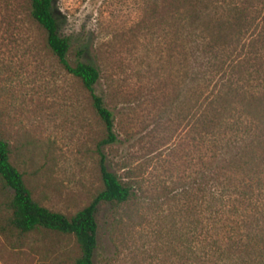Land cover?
<instances>
[{"label":"rangeland","instance_id":"1","mask_svg":"<svg viewBox=\"0 0 264 264\" xmlns=\"http://www.w3.org/2000/svg\"><path fill=\"white\" fill-rule=\"evenodd\" d=\"M226 2L264 10V0ZM208 5L214 18L225 15L221 0ZM52 7L58 33L69 41L67 59L99 70L94 91L112 112L117 138L101 150L108 170L130 187L125 202L97 207L93 264L221 263L208 254L209 237L222 244L225 232L208 227L207 189L222 181L235 199V187L264 184V142L230 148L231 132L221 126L218 150L208 141L211 129L195 124L192 66L204 46L195 51L196 30L182 19L183 1L53 0ZM211 84L197 88L199 99ZM244 102L226 98L232 110L225 115H240L252 128L260 123L255 133L264 139V122L256 113L244 116ZM103 136L88 92L46 46L29 0H0V139L31 198L66 216L85 206L101 189L95 146ZM236 152L241 156L233 162L247 160L246 168L227 164ZM249 168L256 177H245ZM10 196L0 180L2 264H74L79 252L71 235L42 228L21 234L7 224ZM222 257L236 255L224 251Z\"/></svg>","mask_w":264,"mask_h":264},{"label":"trees","instance_id":"2","mask_svg":"<svg viewBox=\"0 0 264 264\" xmlns=\"http://www.w3.org/2000/svg\"><path fill=\"white\" fill-rule=\"evenodd\" d=\"M182 1L185 8L184 17L180 16V19L182 18L189 26L194 24L191 29L196 30L193 33L195 51H199V46H204L202 54L195 53L192 66L191 80L196 86V99L193 104L196 113L195 124H198V121L205 124L206 132L211 129L208 141L218 150L223 147L217 145L220 139L215 138V134L218 133L215 130L221 126H226L227 131L231 132L233 138L228 142L230 148H235V144L237 146L243 144L246 149L251 144L255 145L254 147H261L264 139H259L255 133L260 123L252 128L255 124L250 125V121H244L240 115L232 119L233 115H225L232 109L223 103L230 96L244 99V106L249 108L244 116L252 113L251 116L255 118L256 113V121L262 124L264 122L261 115L258 116L264 113V10L261 12L260 9L254 10L247 5L230 4L226 0H221L225 6L219 7H225L226 13L224 16L214 18L211 6L208 5L211 0ZM52 5L53 0H29V14L43 29L46 46L62 69L76 78L88 92L91 107L103 124L104 136L95 146L101 189L85 206L69 216L40 205L31 198L21 173L10 163L7 143L1 139L0 180L3 186L11 191L7 203L10 210L7 224L11 228L21 234L42 228L71 235L79 252L74 264H93V255L97 247L95 220L97 207L100 203L125 202L130 196V187L108 170L105 155L101 150L102 146L116 142L117 138L113 131L112 112L105 106L102 96L94 91L99 70L90 62L78 59L70 62L67 59L69 41L67 37L58 33ZM225 37H229L228 40L235 43L233 48L228 49L230 43ZM77 53L81 54L82 49ZM210 82H212L210 90L199 99L200 95L197 94L200 89L197 88L206 87ZM223 153L225 154V151ZM240 156V152H236L227 160V164L235 163L233 159L238 160ZM233 165L246 168L249 161ZM253 171L249 168L247 172L242 173L248 179H252L257 176ZM213 178L209 179L213 182ZM253 188L257 191L255 196H252ZM253 188L244 183L242 188L235 187L232 193L237 195L235 199H230L229 189L222 181L211 183L207 189L208 227L212 231L222 229L225 232L222 244L211 237L210 241H207L210 252L208 254L219 258L218 260L222 261L219 264H264V184L256 182ZM224 214H228L229 217L223 218ZM224 220L227 223H224ZM197 224L196 221L194 230H198ZM224 251L235 254L236 258H223ZM224 259L230 260L225 262Z\"/></svg>","mask_w":264,"mask_h":264},{"label":"crops","instance_id":"3","mask_svg":"<svg viewBox=\"0 0 264 264\" xmlns=\"http://www.w3.org/2000/svg\"><path fill=\"white\" fill-rule=\"evenodd\" d=\"M0 264H2V262L0 261Z\"/></svg>","mask_w":264,"mask_h":264}]
</instances>
